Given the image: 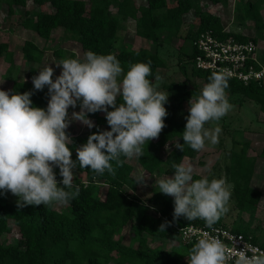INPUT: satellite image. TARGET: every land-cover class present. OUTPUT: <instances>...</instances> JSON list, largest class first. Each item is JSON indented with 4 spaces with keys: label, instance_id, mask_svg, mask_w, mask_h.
<instances>
[{
    "label": "trees",
    "instance_id": "16d2710c",
    "mask_svg": "<svg viewBox=\"0 0 264 264\" xmlns=\"http://www.w3.org/2000/svg\"><path fill=\"white\" fill-rule=\"evenodd\" d=\"M37 6H48L50 10L41 11L31 16L26 11L22 20L23 27L33 30L44 40H49L53 31L61 28L63 36L76 42L84 52L92 51L99 55L112 54L120 61L125 72L130 64L151 62L150 81L155 83L158 69L165 66V61L158 51L150 52L142 48H130L114 51L118 38L120 20L132 18L136 22V34L159 46L162 36L181 37L180 31L184 22L183 16L194 11L197 21L195 31H189L184 38H191L192 50L188 55L191 63V74L208 83V77L213 73L202 71L195 67L194 58L197 50L193 45L197 34L204 30H212L219 37H234L240 41L252 39L258 44L264 39V18L261 14L264 0L245 3L243 19L254 22L258 36H247L241 33L227 31L218 14L204 11L199 0H146L145 4L137 5L135 0H31ZM214 4L222 0H209ZM7 7V12L13 15L18 7H26L29 0H0ZM116 3L117 14L110 7ZM22 57L28 64L29 80H19L12 84L11 93L23 94L32 92L30 99L33 107L46 109L48 102L47 87L43 91L33 89L32 77L38 75V68L44 60L46 50L35 42L26 39L21 47ZM53 56L59 58H74L83 60L76 52L63 47L53 50ZM13 64V53L9 43L0 41V57ZM53 79V78H52ZM55 80V79H53ZM225 91L240 93L252 99L264 114V80L259 84L251 82L245 85L237 79H228ZM166 87V86H165ZM159 90V88H158ZM197 89L183 87L178 95L179 106L186 100L189 93H196ZM175 97L168 96L164 107L172 103ZM117 98V104L121 103ZM110 110H112L110 108ZM164 118L166 127L162 129L156 140L146 142L144 155L136 158V163L147 174L156 171L173 175V163L181 164L184 158H191L195 151L184 146V151L175 148L178 141L183 144L182 133L186 120L175 118L167 112ZM94 120L95 127L86 133H72V142L68 144L72 156L76 161V149L87 142V137L103 127L110 130L105 115L100 112L88 114ZM174 141L172 149L162 159L154 151V147L165 146ZM240 149L230 150L229 163L225 166L226 178L232 183L231 195L237 208L242 212H249L258 207L262 192L252 186L253 177L257 171L256 156H250L249 140L239 143ZM264 158V146L260 152ZM123 165L115 168V175L107 171L103 175L93 173L89 168L77 169L83 171L86 179L77 178L73 183L79 188V195L66 204V210H60L56 204L50 206H25L18 208L16 202L8 201L4 194H0V264H187L185 252L177 247L165 249L161 246L149 247L148 237L166 240L170 235L181 242L175 230L176 226L197 224L200 219L187 221L183 217L173 220V197L157 192L142 201L130 195L126 187L131 186L134 179V165L130 159L121 156ZM202 175L193 174V179H200ZM143 178V177H142ZM58 186H61L58 183ZM68 190V189H66ZM165 221L169 226L165 231H158ZM205 223V222H204ZM133 235L129 243H123V230L129 226ZM214 225L227 226L223 215ZM236 232L250 236L257 244L264 247V240L248 225L242 223L230 227ZM17 231L18 236L13 242H6L5 235ZM189 250L192 245L184 244Z\"/></svg>",
    "mask_w": 264,
    "mask_h": 264
},
{
    "label": "clouds",
    "instance_id": "9594fccd",
    "mask_svg": "<svg viewBox=\"0 0 264 264\" xmlns=\"http://www.w3.org/2000/svg\"><path fill=\"white\" fill-rule=\"evenodd\" d=\"M151 62L130 64L125 72L112 54L99 55L92 51L83 60L63 58L55 65L60 74L52 79L54 69L46 65L32 77L33 89L47 87L46 109L33 107L32 92L23 94L0 90V194L10 192L17 197V207L68 204L79 195L73 184V169L89 168L97 175L107 171L115 175V168L123 165L121 156L131 159L144 155V145L158 138L166 125L164 104L168 92L159 91L162 78L155 83ZM228 77L213 72L199 95L188 101V115L182 133L183 144L175 148L184 151L187 145L194 151L219 142L221 127L205 128L210 121H219L232 108L226 95ZM121 103L117 104V98ZM79 106V111L68 109ZM111 108L112 110H109ZM103 112L110 130L98 131L76 149V161L67 146L72 142L66 133L72 121H79L89 129L95 127L88 114ZM167 147V146H166ZM174 174L160 179V192L173 197V220L201 219L212 226L227 213L232 185L226 178L193 179L191 164L171 165ZM55 168L59 169V182ZM143 180L138 181L142 183ZM58 183L61 186H58ZM68 189V190H66ZM165 221L158 231L164 232ZM229 250L217 237L204 232L188 250L187 264H264V251L259 249Z\"/></svg>",
    "mask_w": 264,
    "mask_h": 264
},
{
    "label": "rangeland",
    "instance_id": "374dc122",
    "mask_svg": "<svg viewBox=\"0 0 264 264\" xmlns=\"http://www.w3.org/2000/svg\"><path fill=\"white\" fill-rule=\"evenodd\" d=\"M87 6H89V0ZM247 1L255 2L257 0H222V2L214 4L209 0H199L204 11L220 15L224 28L227 31L241 33L247 36H258V31L255 29L254 22L251 19H243L245 15L244 7ZM137 5L146 3V0H135ZM114 14H117L116 3L110 7ZM50 10L48 6H37L29 0L26 7H18L13 15L8 14L5 4L0 2V41L9 43L10 49L13 53V64L7 62L3 56L0 57V90L10 91L12 84L15 81L29 80L28 78V64L24 62L21 52V47L26 39L35 42L40 48L46 50L44 60L40 65H35L39 70L49 65L54 69L53 79L60 74L61 69L55 63L59 62V58L53 56V50L58 47H63L70 51H74L78 56L84 58V52L81 47L74 41L63 36L61 28L53 31L49 40H44L38 36L33 30L23 27L21 22L26 16V11H29L31 16H35L41 11ZM264 18V4L261 10ZM183 24L181 27V37L170 38L166 34L162 36V41L159 46L151 41L142 38L136 34V22L132 18L121 19L120 28L118 30L117 42L114 46V51L130 48H142L150 52L158 51L165 61V66L158 69V75L162 78L159 85V91L168 92L169 95L175 97L172 103L165 106L167 112H171L175 118L186 120L188 115V101L192 96L199 95L201 89L205 85L203 79L194 77L191 74V63L188 55L191 53L192 45L191 38H184L189 31H195L197 28V21L195 19L194 11L183 16ZM189 35V34H188ZM258 56L259 61L264 66V39H259L258 42ZM37 72V74H38ZM166 86V87H165ZM193 89L196 88V93H189L186 100L179 106L178 95L182 92L183 87ZM227 99L232 105L231 110L222 117L219 121H210L205 124V128L213 129L216 126L221 127L222 131L219 135V142L212 145L209 141H205V147L200 151H195L191 158H184L182 163L191 164L193 167V174H199L207 177L209 180L221 177L226 178L225 166L229 163L230 150L240 149V142L244 140L250 141V148L248 154L256 156V173L252 180V186L261 190L262 196L258 207L249 212L240 211L232 195L228 204V211L223 215L224 223L228 227L235 224L242 223L248 225L251 230L258 236L260 241L264 240V158L260 156L262 147L264 146V114L260 111L258 105L249 98L244 97L240 93H231L226 91ZM110 110V108H109ZM78 112L79 106L76 108H69L68 114L71 117L72 112ZM105 115L103 112H100ZM91 121L94 120L87 117ZM89 130L85 125L79 121H72L66 129L68 135L72 133L84 134ZM103 130H108L103 127ZM160 135V134H159ZM152 139L153 141L156 140ZM174 141L168 142L165 146L154 147L153 151L162 159L172 149ZM167 146V147H166ZM134 165V179L135 182L131 186L126 187L127 192L137 197L142 201L147 199L157 192H159L157 181L171 177L164 172L156 171L153 174H147L136 163V157L130 159ZM56 179L59 182L62 178L59 176V169H54ZM144 174V175H143ZM143 177V178H142ZM77 178L85 180L87 177L83 171L77 168L73 169V183ZM143 180L142 183L138 181ZM227 183L231 184L226 178ZM8 201L16 202L17 197L10 192L4 193ZM60 210H66V204H56ZM125 236L123 243L128 244L130 236L133 231L129 226L123 230ZM18 236L17 231L5 235L6 242H13ZM148 246H161L165 249L181 248L185 252L184 259L188 258V250L184 243H178L177 238L170 235L166 240L157 239L156 237H148Z\"/></svg>",
    "mask_w": 264,
    "mask_h": 264
},
{
    "label": "built area",
    "instance_id": "2783aa9c",
    "mask_svg": "<svg viewBox=\"0 0 264 264\" xmlns=\"http://www.w3.org/2000/svg\"><path fill=\"white\" fill-rule=\"evenodd\" d=\"M193 45L197 50L194 65L197 69L223 73L229 78L242 81L245 85L251 82L261 83L264 80V66L258 59V44L252 39L237 40L234 37H219L212 30L197 34ZM200 221H203L200 219ZM175 230L181 242L193 245L204 232L219 238L229 250L264 251V247L254 242L250 236L236 232L228 226L213 225L206 227L204 222L176 226Z\"/></svg>",
    "mask_w": 264,
    "mask_h": 264
},
{
    "label": "crops",
    "instance_id": "0c3cea01",
    "mask_svg": "<svg viewBox=\"0 0 264 264\" xmlns=\"http://www.w3.org/2000/svg\"><path fill=\"white\" fill-rule=\"evenodd\" d=\"M258 59H259V56H258ZM262 65V64H261Z\"/></svg>",
    "mask_w": 264,
    "mask_h": 264
}]
</instances>
